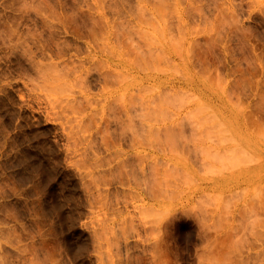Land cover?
Returning a JSON list of instances; mask_svg holds the SVG:
<instances>
[{
  "label": "rangeland",
  "instance_id": "rangeland-1",
  "mask_svg": "<svg viewBox=\"0 0 264 264\" xmlns=\"http://www.w3.org/2000/svg\"><path fill=\"white\" fill-rule=\"evenodd\" d=\"M0 264H264V0H0Z\"/></svg>",
  "mask_w": 264,
  "mask_h": 264
}]
</instances>
